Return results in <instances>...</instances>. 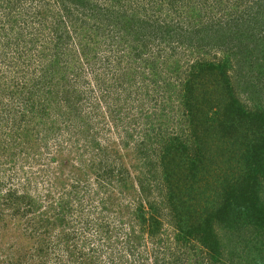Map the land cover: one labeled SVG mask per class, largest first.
<instances>
[{
  "label": "rangeland",
  "instance_id": "rangeland-1",
  "mask_svg": "<svg viewBox=\"0 0 264 264\" xmlns=\"http://www.w3.org/2000/svg\"><path fill=\"white\" fill-rule=\"evenodd\" d=\"M54 1L0 0V264H72L65 252H52L46 259L36 252L32 228L37 223L44 226L47 218L52 223L54 199L51 202L47 198V190L53 191L54 198L58 194L59 201L62 191L70 192L73 178L88 173L94 179L99 163L106 160L104 156L112 158L113 149H123L126 143L135 145V152L122 155L126 174L121 186L129 188L120 192V186L113 185L120 175L114 173L115 179L109 178L108 188L114 199L111 211L125 220L121 224L115 219L117 236L130 234L143 260L123 262L116 257L118 248L107 250L95 234L84 232L87 235L82 236V215L91 211L83 193L82 209L75 213L80 219L77 235L80 241L84 239L79 247L93 249L95 264H153L157 257L172 264H208L209 248L195 240L177 242V225L187 228V223L201 220L218 204L222 191L217 183L222 176L235 177L239 182L249 178L243 161L247 148L257 138L255 129L247 125H233L234 138L218 132V123L230 103L220 76L215 80L202 72L194 79L199 82L194 84L195 99H186L199 119L197 141L203 140V159L212 172H219L220 180L208 179V190L200 196L175 181L171 191L176 204L165 206L176 208L162 216V230L154 237L140 229L142 222L132 225L136 222L131 218L136 215V179L146 177L148 189L144 199L138 201L143 200L144 215L150 214V201L160 205V211L165 210L161 203L166 202L169 186L167 190L161 186L163 171L155 157L162 143L156 141L155 133L165 122L170 133L182 127L184 104L178 99V89L196 63H226L235 98L244 109L264 113V26L258 23L264 21L255 18L256 3L262 0H101L112 11L102 19L80 11L69 17ZM261 6L262 14L264 3ZM119 8L123 15L118 17L114 11L120 12ZM138 19L148 24L142 28ZM199 21H210L207 25L214 29L228 24L233 33L229 32L219 46L210 44L211 40L219 42L225 33L213 35L209 31L205 42L196 43L198 37L189 33L203 25ZM252 23L251 38L244 32L252 28ZM38 54L45 61L57 57L70 70L63 77L53 74L49 83L45 81V88L39 85L36 89L33 84L40 72L33 70ZM174 87L175 92L161 99L164 88ZM14 89L32 93V112L17 99L18 93L11 98L5 96L6 91ZM8 114L14 122L6 120ZM140 141L144 146L137 150ZM142 152L146 156H141ZM147 161L153 170L150 174H145L149 166L143 164ZM56 162L62 165L60 171L54 166ZM93 179L87 184L89 190L95 186ZM9 191L30 198L29 205L19 199L7 207L5 195ZM189 195L192 200H187ZM236 226L226 232L215 228L224 248L219 264H230L234 259L231 253L239 259L237 264H248L256 256L250 226Z\"/></svg>",
  "mask_w": 264,
  "mask_h": 264
},
{
  "label": "trees",
  "instance_id": "trees-1",
  "mask_svg": "<svg viewBox=\"0 0 264 264\" xmlns=\"http://www.w3.org/2000/svg\"><path fill=\"white\" fill-rule=\"evenodd\" d=\"M100 1L101 0H55L54 2L69 17L72 16L74 11L88 13L91 14L92 17L98 19H102L107 15L111 16L112 11L110 8L108 9L106 4L104 3L103 5ZM102 2H104V0H102ZM263 3L264 0H262V3L261 1H257L256 3V21L259 17H261L264 21V13L261 14V5H263ZM114 12L118 15V17L123 15L122 10H120V12L115 10ZM252 19L253 15H251V20ZM138 22H140L142 28L144 25L146 26L148 24L140 19H138ZM190 22L193 23L194 21L192 20ZM199 23H202L203 25L196 28V32L189 33L191 36L194 35L195 37H198V41H196V43H199L201 40L204 41V39L207 38V32L210 35L209 31H211L213 35L215 33H225V38L221 35L219 37V42L213 39L211 40L210 44L215 42L214 45L219 46L225 43V40L229 37V32L233 33L231 28H228V24L223 25L224 27L220 25L218 28L214 29L210 25H207L210 21H206V23L199 21ZM258 23L261 26H264L262 22ZM46 25L47 24L45 22V28ZM247 25L249 26L250 24L248 23ZM251 27L252 28H249V31L244 32V35L251 36L252 38L254 30L253 23ZM57 30L59 29H56V31ZM181 36H185V34ZM57 37L60 39L58 34ZM223 40L224 43H222ZM37 57L38 61L34 65L33 72H37L38 70L40 72V78L35 79L33 84L36 89L39 85L45 88V81L48 80L47 82L49 83L53 78V74L59 73L61 77H63V73L70 70V67L64 66L62 61L57 57L47 58V61H45V59L40 60V58L43 57L39 54ZM227 70L228 65L226 63L215 64L213 61L207 62L205 60V62L203 61L193 65L190 71L187 72L186 81L183 84L180 83L181 85H179L178 89L180 94L178 99H182L180 102L184 104V113L182 121L180 122L182 127L178 132L170 133L166 127L167 122H165L163 125H160L155 133L156 141H160L162 143V147L159 150L160 152H158L159 155L155 153L156 163L161 168V171H163L161 186L166 190L169 186L166 202L163 201L161 203L165 210L160 211V205L157 206L156 202L153 203L150 201V203H148V211L150 214L148 217L144 215L143 200L141 202L138 201L144 199L143 196H145V192L148 187L145 180L146 177L138 178L136 179L138 187L135 188L138 190L136 191V197L133 200V204L136 205L134 209V213H136V215L131 216L132 219L135 218L134 220H136V222L132 225L135 227L142 222L144 225L141 226L140 229L149 233L150 236L156 237L162 230V218L170 210H174L176 208L173 207L172 209H167V206H165V203L173 206L176 204L177 198L174 195V192L171 191V185L173 183L175 185V181H181L186 191H198L200 196L204 194V191L208 190V185L206 184L208 179L212 181L220 180L221 175L219 172H212L210 170L209 163L206 165V161L203 159L205 155L204 146L202 145L203 140L201 139L200 141H197L199 137L197 130L200 126L199 119L194 116V109L187 101L188 99H190V101L195 99V85L199 82L194 79L199 77L202 72L212 76L215 80H217V76H220L219 81L223 86V89L227 90L230 103L229 107H225L223 118L220 119L218 123V132H220L222 136L234 138L236 136V129L233 125H237L236 127L247 125L250 128L255 129L257 138H255L253 140L254 143L247 148L248 153L245 155L243 161L246 166V170L249 173V178L245 181L239 182V180L235 179V177L222 176V180L217 183L219 184L217 187L221 188L222 191L220 195L221 197L219 196L220 200L218 204L204 213L201 220H194L193 222L187 223V228H184L182 225H177L175 237L177 242L182 243H188L194 240L198 241L201 247L205 246L209 248L210 252H208V254L206 253V258L209 259L208 264H219L224 248L222 243H220V237H218V232L215 228H220L223 232H226L228 229L237 228L238 226L236 225H244V227L248 225L250 226L249 228L251 233L250 240L256 243L254 248L257 252L255 253L256 256L253 257V260H249L250 262L248 264H264V113L262 111H248L244 109L238 99L235 98V94L230 88V83L227 79ZM166 85L168 86L169 84ZM172 90L175 92V87L173 89L164 88L162 90L164 96H162L161 99L166 98V95H168V93ZM14 94H17V99L20 100L27 109H29L28 111H33L35 105H30L32 93L26 92L23 89H14L13 91H6L5 96L11 98ZM6 117V120H10V123L15 121L9 118V114ZM73 117L76 118V115ZM71 122L70 125H72ZM143 146V141L138 142L137 150L139 148L142 150ZM127 151L132 153L135 152V145L126 143L123 145V149H113L112 158L109 154L105 155L103 160H106L99 163L100 169L95 172L94 179L88 173L80 175V177L73 178L69 185L70 192L67 191L64 194L62 191V198L59 201H57L59 199L58 194L54 198L52 195L53 191L50 189L47 190L49 192L47 198H51V202L54 199V202L51 203L54 204L51 205L53 207L51 210L52 223H50V220L47 218L48 222L45 223L44 226L37 223V227L34 226L32 228V239L37 246L36 252L38 256L45 258L52 252H65V255H68V262H71L72 264H95L92 256L93 249L90 248L85 251L78 245L80 237L77 235V227L79 226L78 222L80 219L77 218L75 213L80 212L82 209L81 197L83 196L81 193H83L85 194L86 200L91 204V206L87 207V210L91 211L89 213L86 211L85 215H82V236L87 235L84 232H88V236L90 233L95 234L97 235L98 241L102 242L103 246L106 247L107 250H116V248H118L115 251L117 255L116 257H119L123 262L128 260L131 263H139L141 262L140 259L143 260V253L136 249L133 239L129 238L130 234H124L123 237H119V235L117 236L118 232L113 223L115 222V219H117V221L121 224L122 222L124 224L125 220H121L120 215L111 211L114 199L112 193L109 192L110 189L108 188V184H110L109 178L115 179L114 173H116L120 175V178L113 181L114 187L118 188V186H120V192L129 188H126L127 186H121L122 181H125L122 176L126 174L122 155L125 152L127 153ZM146 154L147 153L142 152L141 156L144 157ZM141 156L138 154L139 158ZM143 157H141V159ZM149 160L150 158L148 161ZM148 161L143 164L144 166H149L145 174H150L151 171H153ZM54 166H59L58 170H61L62 165L59 162L54 163ZM132 166L133 169L136 168L135 164ZM203 171L205 172L203 173ZM91 179L94 180L95 186H93V189L89 190L87 189V186L89 185L88 183H90ZM114 182H116L117 185H115ZM17 194L18 193L16 191H9L6 193L5 202L7 207H10L12 204L15 205L14 201L17 202L19 199L29 205L30 198L24 197L23 195L16 196ZM26 198L29 199L27 202ZM94 200H96V203H94ZM187 200H192V196L189 195ZM177 213H179V210ZM14 214L18 215V212H14ZM83 240L80 242L82 243ZM87 245H89V240H87ZM28 252H30V250H28ZM234 255L235 253L230 254V256L234 258L230 260V264H234L233 262L237 264V261L239 260ZM131 256L132 258L130 259ZM134 256L139 258L135 260ZM153 264H172V262L170 263L168 260L166 261L164 257H157L156 263Z\"/></svg>",
  "mask_w": 264,
  "mask_h": 264
}]
</instances>
